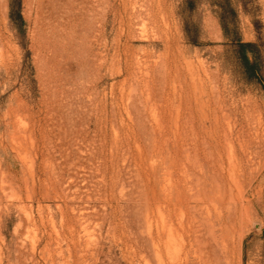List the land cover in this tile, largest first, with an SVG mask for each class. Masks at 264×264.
<instances>
[{
	"label": "rangeland",
	"instance_id": "374dc122",
	"mask_svg": "<svg viewBox=\"0 0 264 264\" xmlns=\"http://www.w3.org/2000/svg\"><path fill=\"white\" fill-rule=\"evenodd\" d=\"M0 264H264V0H0Z\"/></svg>",
	"mask_w": 264,
	"mask_h": 264
},
{
	"label": "trees",
	"instance_id": "16d2710c",
	"mask_svg": "<svg viewBox=\"0 0 264 264\" xmlns=\"http://www.w3.org/2000/svg\"><path fill=\"white\" fill-rule=\"evenodd\" d=\"M11 11H12V18H13V13L17 11V14H18L20 20H22V16H21V12H20V5L19 6L17 5V7L12 5ZM223 28H224V31L226 32L227 27L225 25H223ZM245 63H246L247 69L251 72L253 70L254 66L250 62L249 58L245 57Z\"/></svg>",
	"mask_w": 264,
	"mask_h": 264
},
{
	"label": "bare ground",
	"instance_id": "6f19581e",
	"mask_svg": "<svg viewBox=\"0 0 264 264\" xmlns=\"http://www.w3.org/2000/svg\"><path fill=\"white\" fill-rule=\"evenodd\" d=\"M144 101V100H143ZM144 110V109H143ZM186 114V113H185ZM187 129V128H186ZM251 136V135H250ZM229 162V161H228ZM221 166V165H220ZM178 181V180H177ZM170 183V182H169ZM175 183V182H174ZM171 185V184H170ZM191 190V189H190ZM214 197V196H213ZM159 210V209H158ZM172 238V237H171ZM177 246V245H176ZM201 255V254H200ZM181 263V262H180Z\"/></svg>",
	"mask_w": 264,
	"mask_h": 264
}]
</instances>
